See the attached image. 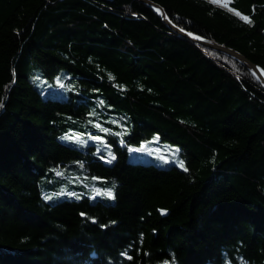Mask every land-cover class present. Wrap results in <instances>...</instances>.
I'll return each instance as SVG.
<instances>
[{"label":"trees","instance_id":"1","mask_svg":"<svg viewBox=\"0 0 264 264\" xmlns=\"http://www.w3.org/2000/svg\"><path fill=\"white\" fill-rule=\"evenodd\" d=\"M153 1L264 69V0ZM0 105V264H264V87L148 4L0 0Z\"/></svg>","mask_w":264,"mask_h":264},{"label":"water","instance_id":"2","mask_svg":"<svg viewBox=\"0 0 264 264\" xmlns=\"http://www.w3.org/2000/svg\"><path fill=\"white\" fill-rule=\"evenodd\" d=\"M146 4H148L150 7H152L165 21V23L178 35L184 36L195 43H198L202 46H205L207 48L225 53L226 55L234 58L235 60L242 63L244 66H246L253 75L259 80V82L264 87V69L257 63L250 60L247 56L239 52L238 50L227 46L225 44L219 43L215 40L209 39L207 37L189 32L181 27H179L177 24H175L172 19L169 17L165 9L158 4L157 2L153 0H139Z\"/></svg>","mask_w":264,"mask_h":264},{"label":"rangeland","instance_id":"3","mask_svg":"<svg viewBox=\"0 0 264 264\" xmlns=\"http://www.w3.org/2000/svg\"><path fill=\"white\" fill-rule=\"evenodd\" d=\"M215 1L222 5L230 7L233 0H215ZM43 80L45 79L43 78ZM153 145L157 146L156 150H158V152L152 150H150L149 152L146 151L149 147H152ZM140 149L143 150V152L137 153L135 156H133V158L141 159L143 161L151 160L161 166H165L166 163L164 162V160H162L163 158L171 164L174 163L182 168H185V160L183 157L180 156L179 146L175 144H171L166 141H162L158 136L151 140L144 141ZM159 156L162 158H160Z\"/></svg>","mask_w":264,"mask_h":264},{"label":"snow or ice","instance_id":"4","mask_svg":"<svg viewBox=\"0 0 264 264\" xmlns=\"http://www.w3.org/2000/svg\"><path fill=\"white\" fill-rule=\"evenodd\" d=\"M237 15H240V13H236ZM241 18L243 19V20H245L246 22H248V23H251L252 21L250 20V18L249 17H247V16H241ZM0 106H2V105H0ZM105 195H107V196H109V197H111V198H114L113 197V194L111 193V192H108V193H105Z\"/></svg>","mask_w":264,"mask_h":264}]
</instances>
